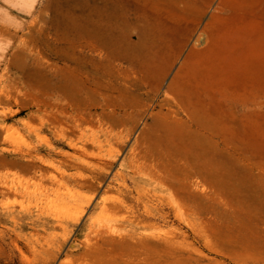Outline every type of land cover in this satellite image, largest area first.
I'll list each match as a JSON object with an SVG mask.
<instances>
[{
    "label": "rangeland",
    "instance_id": "1",
    "mask_svg": "<svg viewBox=\"0 0 264 264\" xmlns=\"http://www.w3.org/2000/svg\"><path fill=\"white\" fill-rule=\"evenodd\" d=\"M30 3L0 0V264H264V0Z\"/></svg>",
    "mask_w": 264,
    "mask_h": 264
},
{
    "label": "bare ground",
    "instance_id": "2",
    "mask_svg": "<svg viewBox=\"0 0 264 264\" xmlns=\"http://www.w3.org/2000/svg\"><path fill=\"white\" fill-rule=\"evenodd\" d=\"M7 1H9V0H7ZM34 2H35V0H31L30 5H33ZM26 3H27V2H26ZM0 23H1V25H0V33H8V34H11V35H14V34L16 35V32H14V34L11 33L9 26H8L6 23H4V22H0ZM16 53H17V52H15L13 56H15ZM0 56H1V58H6V52H2V53L0 54ZM57 88L62 89V90H65V89H66V84L63 83V82H61L60 84L57 85ZM80 119L83 120L84 118L82 117V118H80ZM56 120L60 121L59 119H56ZM67 122H72V125H71V126H76V128H79V125H78V123H79V118H77V117H73V116H68V120H67ZM75 122H76V123H75ZM82 134H83V133H82ZM91 141L94 142V143H96L98 140L95 139V137L92 136ZM99 142H100V141H99ZM78 147H79V146H78ZM79 149H80V152H81V151H82V153L85 152V148H84L83 145L80 146ZM78 152H79V151H78ZM80 154H81V153H80ZM46 167H47V169H48V167H49V168H54V170H59L58 167L55 166L53 163H48V164H46ZM44 169H46V168H44ZM44 169H43V170H44ZM44 171L46 172V170H44ZM43 174H45V173H43ZM45 175H46V174H45ZM49 177H52L54 180H56L57 175H56L54 172H50V176H49ZM27 186H28V184H27ZM25 188L27 189V187H25Z\"/></svg>",
    "mask_w": 264,
    "mask_h": 264
}]
</instances>
